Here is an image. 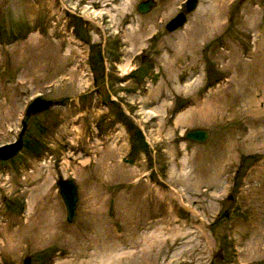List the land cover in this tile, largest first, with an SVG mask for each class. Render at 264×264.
Masks as SVG:
<instances>
[{"label": "rangeland", "instance_id": "rangeland-1", "mask_svg": "<svg viewBox=\"0 0 264 264\" xmlns=\"http://www.w3.org/2000/svg\"><path fill=\"white\" fill-rule=\"evenodd\" d=\"M140 1L0 0V264H264V0Z\"/></svg>", "mask_w": 264, "mask_h": 264}, {"label": "water", "instance_id": "water-1", "mask_svg": "<svg viewBox=\"0 0 264 264\" xmlns=\"http://www.w3.org/2000/svg\"><path fill=\"white\" fill-rule=\"evenodd\" d=\"M197 0H187V10H192L196 6ZM156 5V0H142L137 4V10L140 13L150 11ZM186 22V17L183 13H178L170 19L166 25L167 30H174L182 26ZM59 101L46 99L41 96H36L31 99L25 108L26 115L35 114L44 111L56 104ZM25 124L22 125L16 139L11 143L0 145V159L5 160L18 154L23 147V134L25 132ZM210 137L209 130L206 128H194L187 130L184 133V138L197 143H205ZM57 187L63 203L66 207V219L72 221L76 216V206L78 201L77 184L71 178L59 176L57 179ZM23 264H30V257L23 259Z\"/></svg>", "mask_w": 264, "mask_h": 264}, {"label": "bare ground", "instance_id": "bare-ground-1", "mask_svg": "<svg viewBox=\"0 0 264 264\" xmlns=\"http://www.w3.org/2000/svg\"><path fill=\"white\" fill-rule=\"evenodd\" d=\"M73 47H75V46H73ZM72 47V48H73ZM257 59V58H256ZM255 60V59H254ZM132 66L133 65H128L127 67H124L123 68V71H122V73L123 74H127L131 69H132ZM186 86V88H188V86H191V85H189V84H187V85H185ZM177 88H180V85L177 87ZM181 88H182V85H181ZM28 115H26V117H27ZM200 225V224H199ZM177 229V228H176ZM180 229V228H179ZM186 229V228H185ZM184 229V230H185ZM183 230V231H184ZM182 231V232H183ZM188 231V230H187ZM179 232H180V230H179ZM186 232V231H185ZM183 234V236L184 235H187V233H182ZM160 234L159 235H153V236H150L151 237V239H152V241L154 242V241H156V240H158V239H160ZM145 237H149V236H145ZM161 240V239H160ZM160 240H159V242H160ZM142 243H145V244H147V245H149V243H153V242H151V240L150 239H147V238H145V239H143L142 241H141ZM117 245H118V243H117ZM119 248V247H118ZM117 249H115V248H113V249H111V250H108V252H110V253H107V252H104V256H106L107 258H109V260L110 261H112V260H117V258H119L118 257V252H115ZM106 251V250H105ZM157 251V250H156ZM117 253L116 255H115V253ZM158 255H159V252H156ZM112 259V260H111ZM105 261V260H104ZM149 262V261H148ZM147 261L146 262H144L143 264H156V261H154V262H152L151 260H150V262L148 263ZM98 263V262H97Z\"/></svg>", "mask_w": 264, "mask_h": 264}, {"label": "flooded vegetation", "instance_id": "flooded-vegetation-1", "mask_svg": "<svg viewBox=\"0 0 264 264\" xmlns=\"http://www.w3.org/2000/svg\"><path fill=\"white\" fill-rule=\"evenodd\" d=\"M65 14L66 15H68L69 17H68V19H66V26L67 25H69V27H70V29H71V31L72 32H74V35L78 38V39H80L83 43H85L86 45L90 42V40H89V38H87V36L84 34V32L83 33H79V31H78V27L76 28V26L74 25V23H73V15H71V13L69 12V13H67V12H65ZM80 23H78V25H79ZM66 26H64V27H66ZM91 42H93V41H91ZM87 47H88V45H87ZM139 68L140 66H136V67H134V68ZM123 74V73H122ZM124 76H127L129 79H130V75H129V73H127V74H124V75H122L121 77H119V83H122V82H125L128 78L127 77H124ZM124 77V78H123ZM118 101V100H117Z\"/></svg>", "mask_w": 264, "mask_h": 264}]
</instances>
